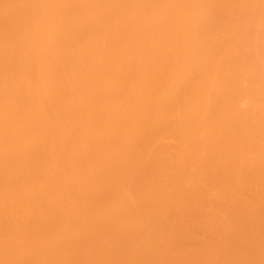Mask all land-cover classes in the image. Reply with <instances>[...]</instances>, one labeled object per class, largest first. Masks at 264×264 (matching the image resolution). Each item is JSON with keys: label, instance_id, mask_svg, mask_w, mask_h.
Returning a JSON list of instances; mask_svg holds the SVG:
<instances>
[{"label": "bare ground", "instance_id": "obj_1", "mask_svg": "<svg viewBox=\"0 0 264 264\" xmlns=\"http://www.w3.org/2000/svg\"><path fill=\"white\" fill-rule=\"evenodd\" d=\"M1 133L0 264H264V0H0Z\"/></svg>", "mask_w": 264, "mask_h": 264}, {"label": "rangeland", "instance_id": "obj_2", "mask_svg": "<svg viewBox=\"0 0 264 264\" xmlns=\"http://www.w3.org/2000/svg\"><path fill=\"white\" fill-rule=\"evenodd\" d=\"M146 1H147V0H146ZM233 7L235 8V6H233ZM230 26H231V25H230ZM227 42H228V45H229V41L226 40V44H225V46L227 45ZM228 47H229V46H228ZM224 48H225V47H224ZM226 49H227V48H226ZM229 49L232 50V47L229 48ZM224 50H225V49H224ZM28 80H29V79H28ZM181 110H182V109H181ZM176 112H177V111H176ZM176 112H175V113H176ZM182 112H183V111H181V112H177L176 115H174L175 113H173L172 115H170V117H171V116H172V117L174 116L173 118H172V117L170 118V117L168 116V118H170V119H167V122H169V124H167V128H168L167 131L170 129V127H171V130H169V132H168L167 134H163V135H162V138H163L164 141L161 140V139H159L160 142H158L159 145L165 147V149L168 150V151H167V150H164V152H165V151L167 152V154H166V152H165L164 154L166 155V157H167L168 160L170 161V162L168 161V163H171L172 165L174 164V163H172V162L178 161L177 158L180 159V156H178V155L180 154L179 150H180V148H181L182 145L180 144L179 141L182 142V140H180V139H182V138L184 137V134H182L183 130H182V128H181V127H182V124H180V123H182V121L180 120V119H182V118H179V117H182V116H183L184 113H182ZM180 113H181V115L177 117V115H179ZM176 117H177V118H176ZM178 118H179V119H178ZM173 119H174V121H171V120H173ZM176 119L178 120V122H176V121H177ZM170 122H171V123H170ZM174 122H175V123H174ZM176 124H178V125H176ZM170 125H172V126H174V127H172V126H170ZM175 125H176V126H175ZM168 126H170V127H168ZM180 126H181V127H180ZM177 127H178V128H177ZM170 131L173 133V136H172V134H171ZM179 132L182 134L181 136H180V133H179ZM175 133H176V134H175ZM183 133H184V132H183ZM2 134L4 135V133H1V134H0V140H1V138H2V137H1ZM6 134H7V133H5V135H6ZM170 134H171V136H170V139H171V140H169V136H168V135H170ZM163 136H164L165 138H164ZM176 136H177V137H176ZM182 136H183V137H182ZM166 137H168V140H167ZM178 137H179V138H178ZM160 138H161V137H160ZM173 138H174V139H173ZM2 139H4V136H3ZM172 139H173V140H172ZM177 139H178V140H177ZM165 140H167V141H171V144H170V142H169V143L166 142L167 144H170V145H167V144L165 143ZM174 140H175V141H174ZM198 140H199V139H198ZM2 141H3V140H2ZM5 141H6L7 143H6ZM5 141H3L4 143L2 142L3 145L5 144L4 146L1 144V145L3 146V148L9 147V146L11 145V141H10V142H9V140H5ZM161 141H163V142H161ZM200 141H201V138H200ZM172 142H175V143H172ZM176 142H177V144H179V145H177ZM162 144H163V145H162ZM173 144H174V145H173ZM1 145H0V146H1ZM166 145H167V146H166ZM2 146H1V147H2ZM5 146H6V147H5ZM176 146H177V147H176ZM179 146H180V147H179ZM172 147H173V148H172ZM197 147H198V146H197ZM197 147H196V148H197ZM177 148H178V149H177ZM171 149H172V150H171ZM197 149H198V148H197ZM169 150H171V151H169ZM177 150H178V151H177ZM199 150H200V149H199ZM172 151H173V152H172ZM174 152H176V153H174ZM176 155H177L178 157H177ZM168 156H170V158H169ZM175 156H176V158H175ZM173 159H174L175 161H174ZM171 160H172V161H171ZM176 163H177V162H176ZM169 165H170V164H169ZM189 167H190V169H191L193 166L190 165ZM175 168H176V167H175ZM191 170H192V169H191ZM166 171H168V173H169V172L171 173L170 168L167 169V170H164V173H165L166 175H165L164 173L162 174V176L164 175V176H163L164 178H162V176H161V179H162V180L165 179V177H168V176L170 175V173H169V175H167ZM190 176H191V175H190ZM190 176L188 177L187 180L190 179ZM191 179H193L192 176H191ZM163 181L165 182L166 179L163 180ZM189 181H190V180H189ZM54 182H57V181H54ZM54 182H53V183H54ZM187 182H188V181H187ZM53 183H52L53 186H55V185L57 184V183H55V184H53ZM163 184H164V185H163ZM163 184L161 185V187L163 186L165 189L162 187L163 189L161 188L160 190H161V191H164V192H167L168 189H170V186L167 185V181H166L165 183H163ZM165 184H166V185H165ZM185 185H186V184H185ZM188 185H189V183H188ZM188 185H186V186H188ZM166 187H168V188H167V191H166ZM13 189H14V188H13ZM13 189H10V190L14 191L15 189H14V190H13ZM104 206H106V205H105V204H104V205L101 204V208H100V205L98 206L99 208H98L97 210L100 211L99 215H103V213L106 212V211H104V210H105V209H108L107 206H106V207H104ZM114 206H115V205L113 204V206H111V207H114ZM40 208H42V206H41ZM102 208H103L104 210H103ZM206 208H207L206 206H205V209H204V207H203V208H202V211L206 210ZM99 209H100V210H99ZM101 210L103 211V213H102ZM206 211H208V208H207ZM204 212H205V211H204ZM97 213H98V212H97ZM191 219L194 220L193 217H192ZM191 219H190V220H191ZM193 220H192V221H188L189 223H187V221H186L185 225H184V224H183L184 226L182 225V227H183V229H184L185 231H187L188 229H189V230L191 229V232H193V230H197V229H198V225H197V224H198V221H197V219H195V220H196V221H194L195 223L193 222ZM190 222H191V223H190ZM196 225H197V226H196ZM188 227H190V228H188ZM193 227H194V228L197 227V228H196V229H193ZM185 228H186V229H185ZM195 232L198 233V231H195ZM194 234H196V233H194ZM203 234H204V235H203ZM196 235H197V234H196ZM198 235H201V234L198 233ZM201 237H202L203 239H204V238H207L205 233H202V236H201ZM198 238H200V237L198 236ZM202 238H200L199 240L203 241ZM207 239H208V238H207ZM207 239H204V240H207ZM31 245H32V244L28 245V250H29V252H30L31 250H33V245H32V246H31ZM180 245H181V244H180ZM183 246H184V247H183ZM181 247H182L181 250H183L184 248H185V249H188L187 245H184V244L181 245ZM29 248H30V249H29ZM179 249H180V248H179ZM185 249H184V250H185ZM184 250H183V251H184ZM214 250H215V249H214ZM31 252H32V251H31ZM27 261H29V260H27ZM30 262H32V261H29V263H30Z\"/></svg>", "mask_w": 264, "mask_h": 264}]
</instances>
